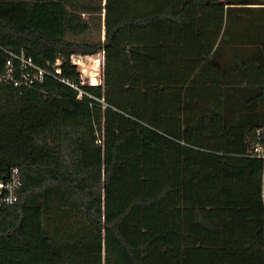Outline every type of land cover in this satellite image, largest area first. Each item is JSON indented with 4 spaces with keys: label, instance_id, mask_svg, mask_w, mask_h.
Masks as SVG:
<instances>
[{
    "label": "trees",
    "instance_id": "obj_1",
    "mask_svg": "<svg viewBox=\"0 0 264 264\" xmlns=\"http://www.w3.org/2000/svg\"><path fill=\"white\" fill-rule=\"evenodd\" d=\"M102 4L0 0V73L24 50L82 92L0 84V168L23 179L0 264H264V0ZM103 10V41L69 39ZM103 52L82 85L72 57Z\"/></svg>",
    "mask_w": 264,
    "mask_h": 264
},
{
    "label": "built area",
    "instance_id": "obj_2",
    "mask_svg": "<svg viewBox=\"0 0 264 264\" xmlns=\"http://www.w3.org/2000/svg\"><path fill=\"white\" fill-rule=\"evenodd\" d=\"M7 58L5 61V69L0 73V84L7 87L23 91L32 89L37 84L42 83L47 76L54 77L69 87L79 90V88L72 84L69 80L59 79L56 75L61 74V61L58 60L51 69L43 68L37 65L33 58L29 56L24 50L14 52L11 50H3ZM72 57V63L74 58ZM55 71V75L53 73ZM81 74V84L86 85L85 74ZM92 85V84H90ZM80 91V90H79ZM82 96L80 91L79 97ZM254 157L261 159L264 162V152L261 146L253 148ZM23 187V179L21 171L18 168L4 170L0 168V210L15 206L20 200V193ZM262 200L264 204V187L262 191Z\"/></svg>",
    "mask_w": 264,
    "mask_h": 264
},
{
    "label": "rangeland",
    "instance_id": "obj_3",
    "mask_svg": "<svg viewBox=\"0 0 264 264\" xmlns=\"http://www.w3.org/2000/svg\"><path fill=\"white\" fill-rule=\"evenodd\" d=\"M102 5L103 6L105 5V0H103ZM83 18L91 22L93 26L92 30L85 36L78 37V38L69 37V39L73 41H77V42L85 41V42H90V43H97L100 40L103 41L105 37V10H103L100 15H94L92 17L84 16ZM100 55L102 56L98 59V61L95 60V56H79V55L76 56L73 60L74 63L78 65L77 66L78 70L79 71L81 69L83 70L85 74L86 84L99 85L104 80L105 54L103 52V53H100ZM96 65H99V68H98V71L95 72L97 76H94L93 74L94 67Z\"/></svg>",
    "mask_w": 264,
    "mask_h": 264
},
{
    "label": "bare ground",
    "instance_id": "obj_4",
    "mask_svg": "<svg viewBox=\"0 0 264 264\" xmlns=\"http://www.w3.org/2000/svg\"><path fill=\"white\" fill-rule=\"evenodd\" d=\"M98 68H99V65H96V66L94 67V73H93L94 76H97L95 72L98 71ZM97 73H98V72H97Z\"/></svg>",
    "mask_w": 264,
    "mask_h": 264
},
{
    "label": "water",
    "instance_id": "obj_5",
    "mask_svg": "<svg viewBox=\"0 0 264 264\" xmlns=\"http://www.w3.org/2000/svg\"><path fill=\"white\" fill-rule=\"evenodd\" d=\"M94 56H95V57H97V56H100V53H98V54H95Z\"/></svg>",
    "mask_w": 264,
    "mask_h": 264
}]
</instances>
